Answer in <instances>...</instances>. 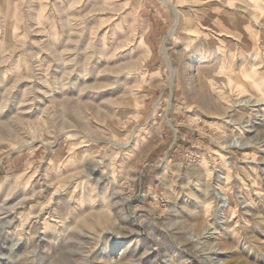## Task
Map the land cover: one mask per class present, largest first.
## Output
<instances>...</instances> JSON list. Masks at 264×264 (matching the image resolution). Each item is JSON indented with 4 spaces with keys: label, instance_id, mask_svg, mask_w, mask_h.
<instances>
[{
    "label": "rangeland",
    "instance_id": "374dc122",
    "mask_svg": "<svg viewBox=\"0 0 264 264\" xmlns=\"http://www.w3.org/2000/svg\"><path fill=\"white\" fill-rule=\"evenodd\" d=\"M170 1L0 0V264H264V0Z\"/></svg>",
    "mask_w": 264,
    "mask_h": 264
},
{
    "label": "bare ground",
    "instance_id": "6f19581e",
    "mask_svg": "<svg viewBox=\"0 0 264 264\" xmlns=\"http://www.w3.org/2000/svg\"><path fill=\"white\" fill-rule=\"evenodd\" d=\"M174 9H175V11L178 13V6L176 5V4H174V3H172L170 0H166ZM176 25V24H175ZM175 26H173L172 27V29L174 28ZM171 29V30H172ZM163 54H164V57H165V61H166V64L169 66L170 64H171V62H170V59H169V56H168V54H167V49H166V47L164 46V50H163ZM188 71V70H187ZM170 74H171V77L170 78H173L174 77V70L172 69V68H170ZM191 74V73H190ZM190 74H189V77H190ZM166 122H167V124L169 125V126H172L171 125V123L168 121V120H166ZM173 127V126H172ZM175 129V128H174ZM242 144V142H241V139H239V138H237V137H235L234 139H232L230 142H229V144H228V146H237V145H241ZM243 144H244V142H243ZM218 172V171H217ZM221 173V172H220ZM226 176V175H225ZM222 178H224V175H222V176H217V179H219L220 180V182L222 181ZM213 193H214V196L216 197V200L218 201L217 202V206H216V208H215V211H217V212H219V210H220V208L222 207V206H224V205H226L227 204V196H226V194L224 193V191H223V189H222V187H221V185H214L213 186ZM263 213H264V211H263ZM261 216V215H260ZM264 219V218H263ZM264 230V229H263ZM262 248V247H261Z\"/></svg>",
    "mask_w": 264,
    "mask_h": 264
},
{
    "label": "built area",
    "instance_id": "2783aa9c",
    "mask_svg": "<svg viewBox=\"0 0 264 264\" xmlns=\"http://www.w3.org/2000/svg\"><path fill=\"white\" fill-rule=\"evenodd\" d=\"M161 114H162V111H159V112H158V115H161Z\"/></svg>",
    "mask_w": 264,
    "mask_h": 264
}]
</instances>
